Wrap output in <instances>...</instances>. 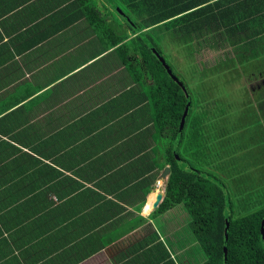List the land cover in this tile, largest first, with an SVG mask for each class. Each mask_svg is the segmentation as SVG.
<instances>
[{
	"label": "crops",
	"instance_id": "obj_1",
	"mask_svg": "<svg viewBox=\"0 0 264 264\" xmlns=\"http://www.w3.org/2000/svg\"><path fill=\"white\" fill-rule=\"evenodd\" d=\"M72 1L0 0V264H204L183 206L156 212L149 79Z\"/></svg>",
	"mask_w": 264,
	"mask_h": 264
},
{
	"label": "trees",
	"instance_id": "obj_2",
	"mask_svg": "<svg viewBox=\"0 0 264 264\" xmlns=\"http://www.w3.org/2000/svg\"><path fill=\"white\" fill-rule=\"evenodd\" d=\"M72 3L99 32L97 35L108 41L104 46L120 44L117 52L127 68L134 69L135 80L149 79L148 84L143 80L148 98L144 108L151 123L147 129L148 163L150 170L162 172L165 166L170 169L165 196L156 212L183 206L191 219L190 227L204 264H264V232L262 235L260 228L264 218V0ZM166 40L180 44L189 58L207 47L213 51L229 48L232 54L220 56L212 71L228 72L231 79L256 74L261 85L258 82L255 90L244 92L242 100H235L237 105L226 101L219 112L211 111L217 105L209 103L213 93H208L210 98L205 101L204 91L201 92V86L208 83L206 72L193 65L198 83L191 94L163 55L161 48ZM156 54L181 84L171 78ZM232 106L237 108L234 112L238 121L249 124L251 129L256 127V137H252L255 151L247 156L252 157V165L257 163V176L251 175V170L246 172L244 159L238 158V166L233 165L238 152L231 154L232 142L227 137L233 132L220 131L222 127L246 129L244 125H228ZM207 139H211V145ZM241 150L246 153L243 147Z\"/></svg>",
	"mask_w": 264,
	"mask_h": 264
},
{
	"label": "rangeland",
	"instance_id": "obj_3",
	"mask_svg": "<svg viewBox=\"0 0 264 264\" xmlns=\"http://www.w3.org/2000/svg\"><path fill=\"white\" fill-rule=\"evenodd\" d=\"M162 52L167 62L170 63L173 72L176 76L179 77V79L183 80L189 89V92L191 94H194L193 90L196 88V84L198 83L197 77L194 75V66L196 65V68L198 71H205L207 84L202 85V91L203 97L205 101L210 98L208 93H213V97L209 99V103H215L216 106H213L211 108V111L217 110L219 112V108L223 107L226 101H232L233 104L237 105L235 100L239 102L244 97V92H248L249 89L255 90L257 88V85L261 82L257 78V75L253 74L252 76L248 74H242L239 75L240 77H236L235 79H231L228 72H217L214 73L212 71V68L217 64L218 59L220 56H225L227 53L228 55L232 54L229 48H225L227 50L221 49V50H211L207 48L201 49L200 52L196 51L191 58L187 56V53L184 51L182 46L179 44L175 45L171 42H168L167 40L163 42L162 46ZM229 50V51H228ZM212 72H211V71ZM235 76V75H234ZM259 82V83H258ZM210 87V88H209ZM230 93V95L228 94ZM253 94L249 96V99H252L251 97ZM195 98V97H193ZM245 100H247L245 96ZM256 102L255 100H253ZM234 109H231V115L230 118H228L227 123L229 126L232 127V125H239V126H246L245 128H235L233 127L231 129H226L225 127H222L220 131L222 132H233L231 135L227 136L231 142L229 143L230 146V152L236 150L235 155L237 157V163L233 164L234 166H238V158L239 160H243L246 164L247 168L245 169L246 172H250V174L253 176H257V163L252 165V157L247 156L250 154H254L253 151H255V141L252 137H256V127H249V124H246L244 121H238L236 111V106H232ZM224 141V138L219 140L220 144ZM211 139H207V144L211 145ZM239 146V147H238ZM216 147V146H215ZM214 147V148H215ZM223 147H228L227 144H224ZM245 149V154H243V150L241 148ZM213 148V150H214ZM240 153V154H239ZM221 154L224 155V151L221 150ZM241 155V156H240ZM229 164L231 166L232 171L234 172L233 166L229 161ZM254 168V169H253ZM237 171V170H236ZM235 171V172H236ZM162 180V179H161ZM161 180L158 181L157 186L160 187L162 184ZM238 182V177L237 181ZM149 200V199H148ZM148 206V202L146 204V207ZM145 207V212L147 211ZM177 214H181L184 210L180 206L176 210ZM205 259V258H204Z\"/></svg>",
	"mask_w": 264,
	"mask_h": 264
},
{
	"label": "water",
	"instance_id": "obj_4",
	"mask_svg": "<svg viewBox=\"0 0 264 264\" xmlns=\"http://www.w3.org/2000/svg\"><path fill=\"white\" fill-rule=\"evenodd\" d=\"M159 58V60L161 61L162 65L165 67V69L167 70L168 74L171 75V78H173L177 83L181 84L180 81L176 78V76L172 75L170 69L168 68L167 64L165 63V61L163 60L162 57H160L158 54H156ZM186 111H187V107L185 108V112L183 114V117H182V120H181V123H180V128H182V125H183V121H184V115L186 114ZM169 172H170V169H169V166H165L162 173L160 174V178L164 181L166 179V177L169 175ZM162 197H163V194L162 193H158L156 195V198H155V202H154V205L153 207H156L160 201L162 200ZM228 227V223L226 222V227H225V232L226 233V229ZM261 233L263 235V232H264V218L263 220L261 221ZM227 238V235H225V239ZM224 255H226V247H224Z\"/></svg>",
	"mask_w": 264,
	"mask_h": 264
},
{
	"label": "bare ground",
	"instance_id": "obj_5",
	"mask_svg": "<svg viewBox=\"0 0 264 264\" xmlns=\"http://www.w3.org/2000/svg\"><path fill=\"white\" fill-rule=\"evenodd\" d=\"M154 194H152L151 196H150V198H149V200H148V206H147V210H150V208L152 207V203L154 202V199L156 198H154Z\"/></svg>",
	"mask_w": 264,
	"mask_h": 264
}]
</instances>
